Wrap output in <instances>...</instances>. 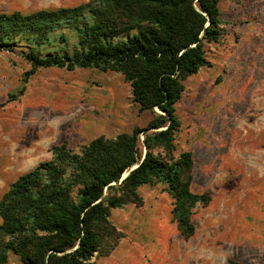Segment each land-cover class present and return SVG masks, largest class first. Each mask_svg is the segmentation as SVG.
<instances>
[{
	"label": "rangeland",
	"instance_id": "obj_1",
	"mask_svg": "<svg viewBox=\"0 0 264 264\" xmlns=\"http://www.w3.org/2000/svg\"><path fill=\"white\" fill-rule=\"evenodd\" d=\"M87 1L0 0V12ZM219 7L223 37L209 46L210 65L184 80L176 103L175 155L192 152V190L211 196L194 211L195 233L186 239L178 231L165 183L144 184L143 205L111 209L124 237L110 254L95 252L92 264H264V0H219ZM31 68L17 52H0V199L19 175L51 158L52 145L66 141L80 152L153 117L120 72ZM10 261L22 264L14 254Z\"/></svg>",
	"mask_w": 264,
	"mask_h": 264
},
{
	"label": "trees",
	"instance_id": "obj_2",
	"mask_svg": "<svg viewBox=\"0 0 264 264\" xmlns=\"http://www.w3.org/2000/svg\"><path fill=\"white\" fill-rule=\"evenodd\" d=\"M222 24L219 0H89L0 12V52L22 55L29 74L43 67L120 72L134 101L153 113L146 126L96 137L80 152L54 144L49 160L19 175L0 199V264H11V254L22 264H92L95 252L110 254L124 237L111 209L143 205L144 184L165 183L178 231L186 239L195 233L194 211L211 196L192 190V152L175 155L176 103L184 80L210 65Z\"/></svg>",
	"mask_w": 264,
	"mask_h": 264
},
{
	"label": "water",
	"instance_id": "obj_3",
	"mask_svg": "<svg viewBox=\"0 0 264 264\" xmlns=\"http://www.w3.org/2000/svg\"><path fill=\"white\" fill-rule=\"evenodd\" d=\"M137 166H138V164L134 165L132 168H135V167H137ZM127 174H128V172L124 173L122 179H123Z\"/></svg>",
	"mask_w": 264,
	"mask_h": 264
}]
</instances>
